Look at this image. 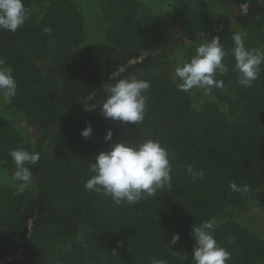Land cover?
<instances>
[{
	"label": "trees",
	"instance_id": "1",
	"mask_svg": "<svg viewBox=\"0 0 264 264\" xmlns=\"http://www.w3.org/2000/svg\"><path fill=\"white\" fill-rule=\"evenodd\" d=\"M23 3L31 9L25 23L15 32L0 30V58L17 82L11 102L0 101V264H192V226L211 219L218 223L215 239L231 253L228 264H264V64L252 86L243 87L231 55L236 32L246 47L264 51V4ZM213 36L227 53L229 71L216 77L223 87L180 91L177 63ZM133 75L150 83L143 122L104 118L103 86ZM88 123L92 135L84 139ZM145 139L168 150L171 188L119 206L84 189L96 153ZM18 147L39 153L29 166L33 182L20 195L9 156ZM188 164L204 170V178L193 184ZM230 182L248 191L233 192ZM174 233L180 239L172 244Z\"/></svg>",
	"mask_w": 264,
	"mask_h": 264
},
{
	"label": "clouds",
	"instance_id": "2",
	"mask_svg": "<svg viewBox=\"0 0 264 264\" xmlns=\"http://www.w3.org/2000/svg\"><path fill=\"white\" fill-rule=\"evenodd\" d=\"M264 4V0H259ZM31 15L23 0H0V30L15 32ZM50 32V29H45ZM234 59L232 71L236 73L237 83L243 87H251L258 79L261 65L264 64V51L246 47L242 33L232 35ZM227 55L220 38L213 36L195 49V54L188 61L180 60L174 69V80L177 88L183 92L202 89L210 94L213 88H222L223 81L217 75L229 71L224 63ZM12 68L0 58V101L10 103L17 94V82L12 74ZM106 96L101 104L100 112L106 119L137 125L143 122L147 109V90L150 83L136 76L117 79L103 86ZM95 107H86L94 110ZM84 139L92 135L90 123L81 130ZM113 132L107 129L104 135L106 142L111 141ZM9 156L15 166L12 181L15 183L16 194H22L33 182V174L29 166L39 162V153L30 152L23 147L11 149ZM91 176L85 181L84 189L98 195L110 197L117 206L121 204L140 203L148 197L165 188H171L172 165L169 153L160 141L145 139L132 142H114L107 151L95 154V162H88ZM185 172L193 184L204 178L202 169H194L185 165ZM233 192L248 191L247 185L238 186L229 183ZM218 223L215 219L203 221L192 226L194 244L192 249V264H228L231 253L222 247L215 239ZM179 233H174L171 243L179 241ZM229 243L233 237L228 236ZM119 246V241L117 242ZM113 254L116 250L113 249ZM153 264H165V261H154Z\"/></svg>",
	"mask_w": 264,
	"mask_h": 264
},
{
	"label": "rangeland",
	"instance_id": "3",
	"mask_svg": "<svg viewBox=\"0 0 264 264\" xmlns=\"http://www.w3.org/2000/svg\"><path fill=\"white\" fill-rule=\"evenodd\" d=\"M242 9H244V7H242ZM134 61H131L130 63H133Z\"/></svg>",
	"mask_w": 264,
	"mask_h": 264
}]
</instances>
